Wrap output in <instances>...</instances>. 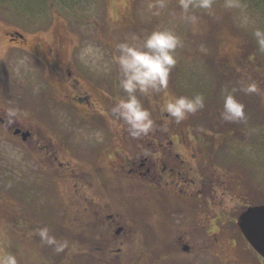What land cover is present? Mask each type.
<instances>
[{
    "label": "rangeland",
    "instance_id": "374dc122",
    "mask_svg": "<svg viewBox=\"0 0 264 264\" xmlns=\"http://www.w3.org/2000/svg\"><path fill=\"white\" fill-rule=\"evenodd\" d=\"M236 2L239 7L234 9L225 8V0H215L210 12L192 10L198 17V22L192 25L181 19L178 0H167L160 15H153L156 9H149V4L156 0H0V108L21 112L22 120L34 119L40 81L39 63L10 45L7 29H19L32 37L33 30L62 31L61 26L70 27L74 57L84 65L91 81L101 79L105 89L101 103L108 107L104 114L107 121L113 122L109 110L126 96L119 86L118 68L112 61L116 45L132 42L133 35L143 38L154 29L165 27L174 30L183 44L176 50L177 64L167 92L203 94L205 107L183 122L186 129L193 132L198 127L202 136L216 139L217 146L224 151L222 156L215 157L219 169H223L209 171L217 184L212 193L214 201L201 209L196 224L185 222L174 229L168 224L181 220L182 214L167 215L164 227L154 220V225L149 223L151 237L141 234L142 228L136 227L132 219L148 199L144 193L137 195L124 190L120 204L110 210L127 229L125 235L116 236L113 233L116 227H110L107 220L96 221L85 209L84 187L76 183L83 180L84 160L74 158L67 170L53 174L42 165L46 172L38 177L34 145L6 139L0 146V249L6 252L13 247L18 249L19 264H152L145 255L162 250L171 252L153 264H264L236 225V218L248 205L264 202V52L259 50L254 35L257 29L264 31V0ZM89 44L103 54L95 67L80 60L82 49ZM30 45L36 49L35 43ZM5 49L10 51L8 57L3 56ZM247 62L248 68L244 66ZM105 63L110 71L104 70ZM250 83L257 85V92L242 90ZM225 89L245 105L244 120L222 119ZM137 95L151 111L154 122L176 123L161 111L168 98L164 91ZM50 104L55 108L63 105L55 89L51 91ZM224 128L229 129L228 134L221 133ZM170 131L171 137L181 136L180 128L172 125ZM2 135L12 136L8 131ZM206 178L203 174V179ZM223 180L228 181L231 193L223 191ZM168 201L171 202L170 196ZM213 218L220 226L217 238L207 231ZM92 220L96 223H91ZM44 227L58 244L67 243L63 251L57 252L55 245L43 243L46 251L39 254L37 236ZM169 228L174 231L172 236L167 234ZM175 233L190 236L184 242L194 250L192 255L180 252L182 246Z\"/></svg>",
    "mask_w": 264,
    "mask_h": 264
},
{
    "label": "flooded vegetation",
    "instance_id": "af4514ba",
    "mask_svg": "<svg viewBox=\"0 0 264 264\" xmlns=\"http://www.w3.org/2000/svg\"><path fill=\"white\" fill-rule=\"evenodd\" d=\"M61 28L62 31L51 28L33 30L30 32L32 37L19 29H7L10 45L39 63L40 81L33 108L34 119L22 120L21 112L5 106L0 108V146L6 139L22 145L32 143L38 177L46 172L42 165L53 174L67 170L74 158L84 160L83 180L76 183L84 187L85 209L96 221L107 220L110 227H116L113 232L116 236L125 235L127 229L116 221L117 215L110 210L117 206L124 190L137 195L144 193L148 199L132 219L136 227L142 228L141 234L151 237L149 223L154 225L156 222L164 227L167 215L182 214L181 220L168 224L174 229L176 225H185V222L192 226L196 224L201 217V209L211 206L215 198L212 193L217 184L209 171L223 169H219L215 159L224 152L217 146L216 139L202 136L198 127H194L193 132L186 129L183 121L179 124L154 122L148 135L133 138L126 125L116 119L111 110L110 115L115 120L107 121L108 107L101 103L105 92L103 83L100 78L91 81L93 79L84 65L74 57L71 28ZM19 42L26 46L18 45ZM31 43H35L36 49ZM9 55V49H5L3 56ZM52 89L60 93L63 105L58 108L50 104ZM172 125L181 129V136H170ZM224 129L221 133L228 134L229 129ZM5 131L12 136H3ZM26 131L30 135L24 139ZM202 173L207 175L206 179ZM226 173L231 177L229 171ZM223 182V191L231 193L228 181ZM169 196L171 202L168 201ZM95 220L91 223L95 224ZM219 227L213 218L207 231L217 238ZM173 232L169 228L167 234L172 236ZM175 235L182 246L180 252L192 255L194 250L184 242L190 240V236H185V233ZM185 246L189 249L185 250ZM167 252L171 251H151L145 257H149L153 264L167 257Z\"/></svg>",
    "mask_w": 264,
    "mask_h": 264
},
{
    "label": "clouds",
    "instance_id": "9594fccd",
    "mask_svg": "<svg viewBox=\"0 0 264 264\" xmlns=\"http://www.w3.org/2000/svg\"><path fill=\"white\" fill-rule=\"evenodd\" d=\"M178 3L182 10L181 19L195 25L198 17L192 10L203 9L210 12L215 0H178ZM166 6L167 0H156V3L149 4V9H156L153 15H160V10ZM224 7L234 9L238 8L239 4L236 0H225ZM254 35L259 50L264 52V31L257 29ZM131 41L118 43L117 51L112 57L120 75L119 86L126 96L119 99L111 111L116 119L126 125L133 138L148 135L154 124L151 111L144 107L137 93L140 96H149L164 91L168 98L161 105V111L174 119L177 124L205 107L203 94L170 95L167 92L170 75L177 64L176 50L183 46L181 37L174 30L165 27L156 28L143 38L133 35ZM102 56L98 48L89 44L82 49L80 60L85 65L95 67ZM103 67L105 71L111 70L107 63ZM242 90L246 93H255L258 88L255 83H250ZM222 95V119L232 122L244 120L245 105L232 91L225 89ZM97 135L99 138V134ZM38 235L42 243L55 245L57 252L63 251L67 246L66 242L58 244L55 237L49 235L47 227L39 229ZM0 264H18V261L15 255L0 249Z\"/></svg>",
    "mask_w": 264,
    "mask_h": 264
},
{
    "label": "water",
    "instance_id": "95a60500",
    "mask_svg": "<svg viewBox=\"0 0 264 264\" xmlns=\"http://www.w3.org/2000/svg\"><path fill=\"white\" fill-rule=\"evenodd\" d=\"M30 135L25 132L23 137ZM238 225L252 247L264 258V203L250 206L237 219ZM188 250L189 247L185 246Z\"/></svg>",
    "mask_w": 264,
    "mask_h": 264
},
{
    "label": "trees",
    "instance_id": "16d2710c",
    "mask_svg": "<svg viewBox=\"0 0 264 264\" xmlns=\"http://www.w3.org/2000/svg\"><path fill=\"white\" fill-rule=\"evenodd\" d=\"M38 238H39V246H40V250H39V254L40 253H43L44 254V252L46 251L45 249H44V247H43V243H42V241H41V238L39 237V236H37ZM42 247H43V249H42ZM16 251H18V249H16V248H14L13 247V250L12 251H10L9 250V252L8 253H11V254H13V255H15L16 256ZM50 256H51V258H52V254H50ZM55 258V257H54ZM54 258H52V259H54ZM63 258H64V255H62L61 257H60V259H59V263H61L62 262V260H63ZM51 259H49V260H47L48 262L50 261ZM19 264V263H18Z\"/></svg>",
    "mask_w": 264,
    "mask_h": 264
}]
</instances>
